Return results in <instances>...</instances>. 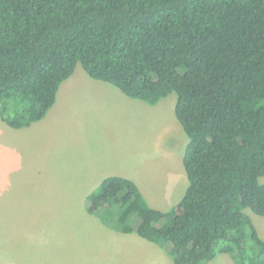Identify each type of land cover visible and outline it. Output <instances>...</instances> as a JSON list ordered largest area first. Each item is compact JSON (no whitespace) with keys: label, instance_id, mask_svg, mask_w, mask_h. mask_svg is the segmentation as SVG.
Here are the masks:
<instances>
[{"label":"trees","instance_id":"obj_1","mask_svg":"<svg viewBox=\"0 0 264 264\" xmlns=\"http://www.w3.org/2000/svg\"><path fill=\"white\" fill-rule=\"evenodd\" d=\"M82 64L157 104L173 92L189 185L171 211L112 175L87 197L109 227L161 245L174 264L229 254L264 264V0H0V115L45 118Z\"/></svg>","mask_w":264,"mask_h":264},{"label":"rangeland","instance_id":"obj_2","mask_svg":"<svg viewBox=\"0 0 264 264\" xmlns=\"http://www.w3.org/2000/svg\"><path fill=\"white\" fill-rule=\"evenodd\" d=\"M76 72L78 76L86 74L95 84L112 86L90 77L80 63ZM97 99L104 100L96 95L94 100ZM113 101L109 103L110 113H106L108 120L101 117L91 122L94 131L91 136L97 139L95 144L98 141L96 146L104 150L108 146L107 150L117 154L133 151V161L137 160L138 150L146 155L145 161L148 153L149 167L141 174L140 189L153 208L171 211L189 185L183 164L189 139L176 116V92L149 108L141 107L138 114L136 109L134 112L130 108L124 109L126 105ZM77 107L67 106L59 113L62 123L50 124L48 128L45 124L35 123L31 127L15 129L0 115V264H13L15 259L24 263L29 258L34 264L45 257L49 264H88L91 255L103 250V240L109 232L93 227L91 221L83 222L84 217L80 216L81 212H88L86 201L90 191L99 186L94 190L82 188L81 175L74 171L78 148H84V131L79 125L86 124L87 116L83 106ZM105 121L110 125L104 124ZM159 138L160 151L156 145ZM129 139L133 141L132 148ZM63 160L69 167L67 171L58 166ZM130 161L127 159L128 163ZM130 175L136 177L134 173ZM261 182L264 183V176ZM245 212L252 217L264 240V216L250 209ZM67 218L78 220L75 224L80 229L76 231L72 221L70 226ZM87 224L90 229L85 228ZM95 236L98 237L94 242ZM154 257L157 263L170 264L166 257ZM106 261L112 264L110 260ZM206 264L236 263L229 254H220Z\"/></svg>","mask_w":264,"mask_h":264},{"label":"crops","instance_id":"obj_3","mask_svg":"<svg viewBox=\"0 0 264 264\" xmlns=\"http://www.w3.org/2000/svg\"><path fill=\"white\" fill-rule=\"evenodd\" d=\"M76 73L77 72L75 71V73L61 85L57 94V100L54 106L48 111L45 118L35 123L45 124V128H48L50 124L62 123V121L60 120L61 117H59V113H62L64 109H67V106H70L72 109L78 108L77 106H83V110L87 112V116L85 117L86 124H80L79 127L81 131H84L82 133L84 148H78V161L76 159L75 163L77 167L76 169H74V171L81 175L79 181L82 188L84 187L94 190L97 186H100L105 178L112 175H121L130 178L134 180L138 185H140L139 182L140 180H142L141 174L149 167V154L147 153V158L145 161L143 158L144 156L146 157V155H143L138 150L139 154L137 155V160L135 161L134 159L133 161V151L130 154H117L115 152H110L109 150H107L108 146L105 150L101 146H96L98 141L95 144V140L97 139L92 138L91 136V133L94 132L93 124H91V122L93 120H98L101 117L103 119H105V117L107 118V120L109 119L106 113L107 111L110 113L111 106L109 105V103L112 102V100H114L113 102H117L121 105H126L124 109L130 108L129 110H132L133 112L136 109L135 111L137 112V114L140 112L139 109L141 107L149 108L151 104L144 100L127 96L116 86H114L116 88H113V85L109 86L108 84H95L92 82V80H90V78L86 76V74H81L78 76ZM96 95L104 98V100H94V97ZM88 98L89 102L87 103ZM105 122L106 123L104 124L110 125L109 123H107V121ZM35 123H33L32 125H34ZM160 142L161 141L159 138L156 143L159 151L162 147V144H160ZM128 144H131V148L133 147L132 140L130 141L129 139ZM136 145H138L137 142ZM140 150H143V148ZM162 151L164 150L162 149ZM127 159H131V161L128 163ZM62 164L64 165V167L62 166ZM62 164L60 163V165L58 166L64 168L67 171V168L69 167H67L64 160L62 161ZM75 164H72L71 166ZM145 165L147 166L144 167ZM102 173L106 174L102 176ZM131 173H134V176L136 177L131 176ZM136 173H139V176H137ZM91 192L92 191H90V193ZM80 216L84 217L83 222L91 221L93 227L102 229L103 231L106 229L109 232L107 237L105 236L103 240L102 252H100L98 248L97 249L99 250V252H97L96 247H93V250L98 254L95 256L91 255L87 259L88 264H108L106 260H110L112 264H161L157 263L155 259H153L155 258L154 255L158 256V259H160V256L162 258L166 257V260L170 262V264H174L172 257L167 254V252L161 245L153 243L147 239L145 240V238L139 236L136 233H126L116 228H111L107 226L99 216L92 215L89 212H81ZM67 221L70 226L72 221V226L76 228V231L80 229V227H76L77 224H75V222L78 220L67 218ZM86 227L90 229V224L85 225V228ZM63 229L64 228L62 225V231ZM97 237L98 236L94 237V242L96 241ZM100 240L101 237L99 238L98 242H100ZM88 245L91 246L92 244L90 245L88 243ZM28 249H26V252H28ZM68 253H70L69 250ZM47 258L48 257H45L40 262L36 261L34 262V264H49L50 262ZM30 260L31 258L22 263L23 261L15 259L13 264H32V260Z\"/></svg>","mask_w":264,"mask_h":264}]
</instances>
